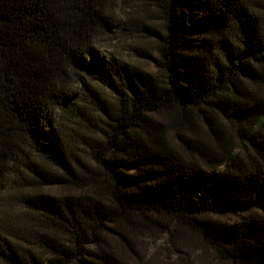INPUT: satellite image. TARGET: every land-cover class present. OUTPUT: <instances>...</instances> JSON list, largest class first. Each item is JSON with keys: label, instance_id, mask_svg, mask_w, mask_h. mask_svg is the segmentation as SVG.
<instances>
[{"label": "trees", "instance_id": "obj_1", "mask_svg": "<svg viewBox=\"0 0 264 264\" xmlns=\"http://www.w3.org/2000/svg\"><path fill=\"white\" fill-rule=\"evenodd\" d=\"M138 1L0 0V264H264V0ZM137 27L154 71L101 51Z\"/></svg>", "mask_w": 264, "mask_h": 264}, {"label": "rangeland", "instance_id": "obj_2", "mask_svg": "<svg viewBox=\"0 0 264 264\" xmlns=\"http://www.w3.org/2000/svg\"><path fill=\"white\" fill-rule=\"evenodd\" d=\"M119 13H124L126 18H120L126 25L131 24L127 17L136 19L140 17L139 22H145L150 25H159L160 20L157 15L156 7L153 4L140 3L138 0H117ZM126 13V14H125ZM124 26L125 24H123ZM140 26V25H139ZM132 28V26H130ZM138 31V32H137ZM156 37L143 32L140 27L135 31H121L112 34L100 45L101 51L107 54H113L121 60L137 65L141 68L154 71V57H158L156 49ZM181 67L184 77L187 81L193 76L194 68L191 66L190 59H182ZM58 189H53V193ZM3 199H0V207ZM150 235L146 238L148 248H143V254H147L150 259L149 264H228L218 260L215 253L204 245L200 240L187 233L185 246L174 248L171 246L168 236L165 234ZM147 249V250H146Z\"/></svg>", "mask_w": 264, "mask_h": 264}]
</instances>
